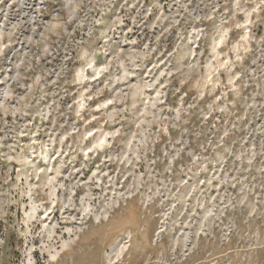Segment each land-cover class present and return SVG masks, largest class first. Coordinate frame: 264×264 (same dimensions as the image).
Returning a JSON list of instances; mask_svg holds the SVG:
<instances>
[{"label": "rangeland", "instance_id": "374dc122", "mask_svg": "<svg viewBox=\"0 0 264 264\" xmlns=\"http://www.w3.org/2000/svg\"><path fill=\"white\" fill-rule=\"evenodd\" d=\"M0 264H264V0H0Z\"/></svg>", "mask_w": 264, "mask_h": 264}]
</instances>
